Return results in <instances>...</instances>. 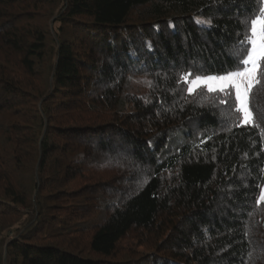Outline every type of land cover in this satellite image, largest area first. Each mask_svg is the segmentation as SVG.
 <instances>
[{"label":"trees","instance_id":"1","mask_svg":"<svg viewBox=\"0 0 264 264\" xmlns=\"http://www.w3.org/2000/svg\"><path fill=\"white\" fill-rule=\"evenodd\" d=\"M262 1L0 0V264H264V87L179 81Z\"/></svg>","mask_w":264,"mask_h":264},{"label":"snow or ice","instance_id":"2","mask_svg":"<svg viewBox=\"0 0 264 264\" xmlns=\"http://www.w3.org/2000/svg\"><path fill=\"white\" fill-rule=\"evenodd\" d=\"M245 31L241 41L244 47L233 53L237 58L235 68L221 75L188 71L180 74L179 81L186 86L189 95L204 90L210 94L233 97L230 111L240 114V125L258 127L251 102L259 89L264 87V8L246 18ZM219 102L228 104L227 99H220ZM258 203L264 204V192Z\"/></svg>","mask_w":264,"mask_h":264},{"label":"rangeland","instance_id":"3","mask_svg":"<svg viewBox=\"0 0 264 264\" xmlns=\"http://www.w3.org/2000/svg\"><path fill=\"white\" fill-rule=\"evenodd\" d=\"M262 2H263L262 8H264V1H262ZM43 15H44V18L41 19L40 24L47 25V23L49 22V18L52 16V13L50 11H48L47 13L44 12ZM262 192H264V186H263L262 191L259 195H261ZM137 237H138V234H136L134 232V234L132 233L131 235L126 237L125 240L122 242V244L126 248L135 247L139 243L137 241V239H138ZM137 251L139 252V254H148L149 253V252H146L144 248H138Z\"/></svg>","mask_w":264,"mask_h":264}]
</instances>
